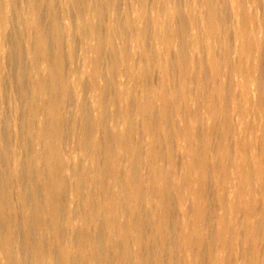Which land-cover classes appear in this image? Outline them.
<instances>
[{
  "label": "bare ground",
  "instance_id": "6f19581e",
  "mask_svg": "<svg viewBox=\"0 0 264 264\" xmlns=\"http://www.w3.org/2000/svg\"><path fill=\"white\" fill-rule=\"evenodd\" d=\"M0 264H264V0H0Z\"/></svg>",
  "mask_w": 264,
  "mask_h": 264
}]
</instances>
